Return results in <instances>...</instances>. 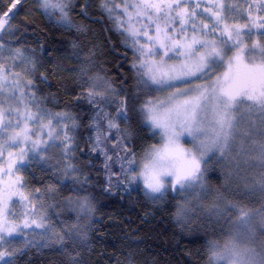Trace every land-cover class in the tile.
I'll list each match as a JSON object with an SVG mask.
<instances>
[{
  "label": "snow or ice",
  "instance_id": "6c2138e0",
  "mask_svg": "<svg viewBox=\"0 0 264 264\" xmlns=\"http://www.w3.org/2000/svg\"><path fill=\"white\" fill-rule=\"evenodd\" d=\"M32 2L45 17L55 16L65 31L77 33L88 29L73 20L74 9L79 8L81 17H90L96 7L113 24L124 47L132 50L129 89L128 77L117 86L97 69L95 45L83 53L78 50L81 45L71 44L74 60L69 63L76 66L68 75L75 76L81 89L75 101L86 100L93 110L88 127L95 135L88 144L92 153L103 157L104 190L129 191L142 182L143 194L153 204H162L171 193L181 198L175 220L182 229L200 218L199 208L206 204L209 220L227 223V217L235 216L223 246L209 242L207 264H264V0H212L210 5L200 0ZM26 3L15 0L3 13L7 19L0 18V174L9 177L0 189L7 195L0 201V261L15 264L14 257L26 248L58 246L67 264H83L81 253L90 248L96 208L85 187L90 178L70 155L76 151L74 133L80 120L68 107L53 115L49 102L56 105L59 99L43 95L37 87L47 85L49 73L45 67L39 81L35 79L36 57L25 50L24 37L10 23L13 9ZM60 68L58 62L52 75ZM134 134L158 142L137 153L130 147ZM249 141L255 146L252 159L261 169L250 187L260 197V207L254 209L224 195L239 175L241 158L250 154ZM52 159L57 160L51 165L55 174L79 186L63 201L54 183L33 193L24 175L27 168ZM215 167L223 183L213 191L208 173ZM22 201L32 210L23 214L15 210ZM193 201L198 206L195 216ZM56 208L75 213V219L64 220L56 213L54 220L50 210ZM258 229L261 242L256 247ZM12 237L24 238V248H18ZM116 264L135 262L129 254L117 258Z\"/></svg>",
  "mask_w": 264,
  "mask_h": 264
},
{
  "label": "trees",
  "instance_id": "16d2710c",
  "mask_svg": "<svg viewBox=\"0 0 264 264\" xmlns=\"http://www.w3.org/2000/svg\"><path fill=\"white\" fill-rule=\"evenodd\" d=\"M14 1L0 0V18L7 19L3 17V13L8 12ZM76 2L80 4L83 0ZM207 2L209 4L210 0ZM248 2L252 3L253 0ZM93 3L98 5L99 0H93ZM198 11L203 13V8ZM13 13L14 19L10 20L11 25L17 28L18 35L24 37L25 50L36 57L35 79L39 81L40 72L45 71V67L49 73L47 85L38 83L37 87L43 95L49 98L56 95L60 101L56 105L49 102L48 106L53 115L68 107L80 120V127L74 133L76 151L70 155L80 172L90 178L91 183L85 187L96 208L93 231L89 237L90 248L81 253L83 264H116L117 258L122 259L129 254L132 255L135 264H207L209 242L218 241L221 237L216 234L213 236L208 229L196 231L193 226L182 229L175 220L179 197L169 194L162 204H153L145 198L138 186L129 191L104 190L106 176L103 157L92 153L88 144L89 137L93 136V130L88 127L93 110L86 100L75 101L81 89L75 76L68 75V70L76 66L75 63H69L74 60L71 56L73 41L82 46V49L78 50H82L83 53L95 45L97 69L106 72L117 86L120 85L121 78L128 77V88L132 87L130 63L133 53L124 47L122 38L114 30L113 24L106 16L99 13L96 7L91 9L90 17H81L79 8L74 9L73 20L88 29L81 33H77L75 29L65 31L51 18L39 12L32 0H28L26 4H18L16 9H13ZM5 40L7 42V38ZM12 42L18 43L15 39ZM41 46H43L42 51ZM84 60L85 56L82 54L80 62ZM45 61L50 63L45 65ZM58 62L61 68L57 70V75L53 76V67ZM123 127L121 124V128ZM133 127L135 128V125ZM132 140L134 143L130 147L137 153L158 142L148 135L141 137L136 134L133 135ZM108 147L111 148V144ZM114 170L118 172L119 166L117 165ZM260 171L254 170L253 174L249 169L248 174L254 176ZM24 175L33 193L36 188L46 190L50 183H54L60 201L73 195L74 190L79 187L71 180H63L62 176L56 175L51 165L34 164L26 169ZM4 177L5 175L0 174L1 179ZM208 180L213 191L220 189L223 180L218 168L215 167L208 173ZM120 187L123 189V186ZM250 194L249 190H240V192L235 190L230 199L247 208L255 204V207H260V197L254 194L251 198ZM249 202L255 204L250 206ZM50 211L54 220L56 213H61L60 208ZM61 219L74 220L75 213L62 212ZM10 239L16 242L18 248H24V238ZM68 247L71 248V245ZM14 260L15 264H67V257L58 246L29 247L23 251V254L17 253ZM0 264H6V261H0Z\"/></svg>",
  "mask_w": 264,
  "mask_h": 264
},
{
  "label": "rangeland",
  "instance_id": "374dc122",
  "mask_svg": "<svg viewBox=\"0 0 264 264\" xmlns=\"http://www.w3.org/2000/svg\"><path fill=\"white\" fill-rule=\"evenodd\" d=\"M211 1L209 2V4H211ZM127 2L129 4L131 3H138L139 0H127ZM192 2L195 4L197 2V0H192ZM15 3V1H14ZM200 3H204V4H207V0H200ZM122 9L121 8H117V11H121ZM125 19H127L125 17ZM133 19L135 20L136 17L134 15V10H133ZM51 20H53L55 23H57V20H56V17L53 16L51 18ZM136 27H141V25L137 24ZM143 39V37H141ZM129 50H131V48H128ZM132 51V50H131ZM46 133H47V130H45V138L46 137ZM95 135V133L93 132V136ZM237 144H239V140L237 141ZM255 147L254 145H251V142L249 141V144L246 146V150L249 151V155L248 156H245V157H242L241 158V167H240V170H239V175L237 176H234L233 177V184L231 185V190H227L225 189L224 190V195L226 197H228L229 199L234 195V192L235 190H238V192L241 191H246V190H249L250 191V187L251 185L253 184L254 182V179L260 174H255L254 176H251L248 174V171L249 169L252 170V173L254 174V170L255 171H259L261 170L259 167H258V161H256L255 159H252V156H251V149ZM60 153H57V155H59ZM17 155H18V152H17ZM5 156H7V154L5 153ZM72 157V156H71ZM244 160H247L248 163L245 164L244 163ZM57 163V160L55 159H52V160H49L47 164H44V163H40L42 165H55ZM4 165H7L6 163ZM219 169V167H216ZM220 171V169H219ZM9 180V178L7 179V176L5 175L4 179H1L0 178V188L3 189L5 186H6V183L7 181ZM249 181L251 183H249ZM136 186H138L141 190V192L143 193V184L142 182H138L137 185L133 186V188H135ZM251 192V191H250ZM170 195L174 196L173 194L169 193ZM258 195V194H257ZM254 196L253 193L250 194V197L252 198ZM259 196V195H258ZM13 199H16L18 200L19 197L17 196H14ZM181 199V198H179ZM7 200V195L4 194L2 191H0V201H5ZM210 200H209V204H210ZM247 202V201H246ZM251 203L250 206L254 205L255 202H249ZM21 204H23V207H21ZM21 204H17L16 206V209L17 211H19L21 214L25 213V212H29L32 210V205L28 204L27 202H21ZM193 206H194V211L193 213H191L193 216H195L197 213H196V208L198 207L196 205V202L193 201ZM256 204L252 207H249V209H254V208H258V207H255ZM207 208H208V205H204L203 207L199 208V215H200V218L197 220V219H193V221H191L188 225H186L184 228H191L192 226L194 227V229L197 231L199 230H204V229H208L209 233H212L213 236L216 234V235H219L221 237L220 240H212V241H216L218 243H220L222 246L223 244L228 240L231 232L233 231L234 229V221L236 219L235 216H232V217H227V223H225L224 221H220L219 223L216 222L215 218H211L209 220L208 218V211H207ZM260 229L257 230V237H256V243H255V246L256 247H259L260 245V242H261V237L259 235L260 233ZM14 238V237H12ZM10 239V238H9ZM209 253V259L211 257V253L208 251ZM213 264H215V261L213 262Z\"/></svg>",
  "mask_w": 264,
  "mask_h": 264
}]
</instances>
